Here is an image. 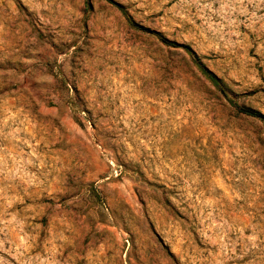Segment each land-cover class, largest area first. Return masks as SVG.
<instances>
[{
    "label": "rangeland",
    "instance_id": "rangeland-1",
    "mask_svg": "<svg viewBox=\"0 0 264 264\" xmlns=\"http://www.w3.org/2000/svg\"><path fill=\"white\" fill-rule=\"evenodd\" d=\"M0 264H264V0H0Z\"/></svg>",
    "mask_w": 264,
    "mask_h": 264
},
{
    "label": "trees",
    "instance_id": "trees-1",
    "mask_svg": "<svg viewBox=\"0 0 264 264\" xmlns=\"http://www.w3.org/2000/svg\"><path fill=\"white\" fill-rule=\"evenodd\" d=\"M170 45H172V46H175V47H180V48H184V49H186L193 57H195V53L191 50V48L189 47V46H186V45H180V44H177V43H175V42H168ZM216 81H215V83L217 84V85H220V82L217 80V79H215ZM222 89H223V91H225L226 92V89L224 88V86H220ZM248 112V111H247ZM250 115H253V116H257V113H255V112H250L249 113Z\"/></svg>",
    "mask_w": 264,
    "mask_h": 264
}]
</instances>
